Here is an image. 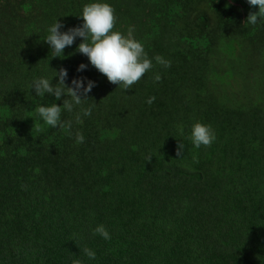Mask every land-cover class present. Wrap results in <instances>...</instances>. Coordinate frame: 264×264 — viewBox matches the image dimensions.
Here are the masks:
<instances>
[{
  "label": "trees",
  "instance_id": "16d2710c",
  "mask_svg": "<svg viewBox=\"0 0 264 264\" xmlns=\"http://www.w3.org/2000/svg\"><path fill=\"white\" fill-rule=\"evenodd\" d=\"M94 2L115 9V31L127 35L134 27L154 67L128 91L92 65L82 72L85 87L89 80L96 86L73 113L62 110L61 119L73 121L70 136L36 112L52 103L63 107L65 98L37 96L31 85L43 77L54 86L55 71L83 42L77 38L64 57L54 58L44 42L47 29L58 20L61 32L82 26L84 5ZM11 8L14 17L24 16L12 21L10 13L7 21ZM258 11L247 0H0V264H148L146 252L159 241L146 231L148 221L129 220L134 202L127 192L138 185L137 194L152 200V180L186 188L165 204L177 213L157 217L160 229L176 238L165 236L153 264H171L196 239L195 262L201 253L211 259L216 235L231 226L225 215L258 192V207L238 225L264 235V80L251 85L247 76L264 68V20L246 21ZM239 33L248 43L257 40L254 51L240 48ZM156 55L171 66L156 64ZM89 106L91 116L76 124L75 112ZM196 123L211 126L210 147L197 149L188 133L180 134L181 125ZM227 181L226 196L218 191ZM122 208L128 219L116 224L113 215ZM99 225L110 240L94 234ZM173 264H189L188 257ZM220 264H264V242L252 239L242 259L225 255Z\"/></svg>",
  "mask_w": 264,
  "mask_h": 264
},
{
  "label": "clouds",
  "instance_id": "9594fccd",
  "mask_svg": "<svg viewBox=\"0 0 264 264\" xmlns=\"http://www.w3.org/2000/svg\"><path fill=\"white\" fill-rule=\"evenodd\" d=\"M247 2L252 7H258L259 11L257 13L250 12L246 21L251 25H256L258 21L264 20V0H247ZM12 10L11 8L10 11H5L7 21ZM20 13L16 17L11 13L13 17L12 21L21 19L24 16V13ZM79 17L83 20L82 26L76 27L75 25H71L69 26L71 29L67 32L60 31L64 25L59 20L47 29L48 35L44 42L50 46L51 55L54 58L64 57V50L72 46L77 38L83 40L76 50L71 51V56L68 57L64 68L60 67L58 72L55 71L58 78L54 86L52 81L43 77L35 79L31 85L32 89H35L37 96H44L47 93L55 96L56 100H60L61 97L65 98L63 107L52 103L50 106L36 108V112L45 124L51 128L59 126L60 130L67 131L70 136L72 135L73 121L62 120V110L73 113L76 106H82L84 102L89 100L87 98L88 93L96 86L95 82L89 80L87 81V87H85L84 78L78 79L85 76L82 72L89 70L92 65L99 73L106 76L111 84L119 85V88L122 87L125 91H128L132 89L133 85L139 84L146 77L145 74L150 72L154 67L153 59L148 57L143 44L134 38V27L130 26L128 28L127 35L114 30L117 18L115 16V9L111 5L101 2L85 4L82 15ZM235 37L236 32L234 31V40ZM248 41L245 40L241 33L238 34L236 43L241 46L242 50L252 52L255 50L254 47L257 45V40L253 41V43H248ZM154 60L156 64L165 68L171 66V62L165 60L160 55H156ZM247 76L249 77L250 84L255 85L264 80V68L251 70ZM152 79L154 83H159L162 77L159 73H156ZM154 101L155 97H150L146 102L151 105ZM91 114L92 106L86 108L80 107V111L74 114L75 123H82L83 117H89ZM179 131L181 135H183V132L188 133L193 145L197 149L201 146L210 147L216 139L211 126L201 123H196L193 128L181 125ZM75 141L77 144L85 142L82 132H75ZM183 150V143L178 144L177 155L181 156ZM151 159L149 157V160ZM239 176H241V170ZM165 179L167 181H174L172 177ZM151 184L157 192V195L152 200L147 197H140L137 194L138 185H135L127 192L132 196L134 202L129 220H134L136 223L142 225L148 221L149 226L146 228V231L152 238L159 241L153 253L146 252L147 258L143 262L149 261L148 264H153V258L161 251L165 236L172 237L175 240L176 233L174 231L165 233L161 230L160 227L163 221L157 219V217L163 214L172 215V213H177L165 204L170 197H178L181 191L186 189L180 187L177 181L168 183L154 182L152 180ZM229 186L230 182L227 181L224 188L219 190L218 193L227 196ZM261 196L262 192H258L253 196H247L245 198V206L229 213L227 216L225 215V221L230 222L231 226L225 225L228 232L219 231L216 235L219 237V240L216 241L219 244L215 247L211 259H208L204 253L203 255L201 253L199 262H195V254L191 255L194 252L201 251L197 246L196 239L194 246L185 247L188 253L184 250L180 251L173 257L171 264L184 257H188L189 264H203L204 260L208 264H220L225 255L229 256L233 261L235 258L242 259L250 240L261 239L264 242V235L259 234L258 230L238 225L239 220L248 217L253 209L258 207ZM126 219H128V213H125V208L116 211L113 215V221L116 224H124ZM93 232L105 240L111 239L110 233L104 225L97 226ZM219 246L222 248L220 249ZM81 251L90 260L96 258V253L90 248L85 247ZM73 264H83V261L76 259L73 261Z\"/></svg>",
  "mask_w": 264,
  "mask_h": 264
}]
</instances>
